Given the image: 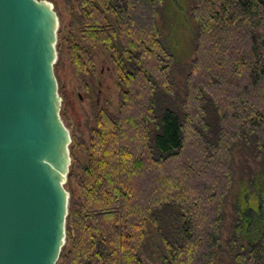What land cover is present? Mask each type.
Returning <instances> with one entry per match:
<instances>
[{
	"label": "trees",
	"instance_id": "1",
	"mask_svg": "<svg viewBox=\"0 0 264 264\" xmlns=\"http://www.w3.org/2000/svg\"><path fill=\"white\" fill-rule=\"evenodd\" d=\"M66 2L74 16L69 29H58L57 53L65 52L90 94L94 52L102 49L120 92L116 105L104 98L95 107L88 141L72 137L65 242L56 264H143L151 229L166 264H214L234 146L244 143L258 159L264 154V0H193L195 56L184 95L178 109L161 110L159 97L175 94L173 57L156 21L164 0ZM257 174L242 181L235 199L230 241L244 235L246 244L233 264H264ZM165 209L179 217L172 239L160 227Z\"/></svg>",
	"mask_w": 264,
	"mask_h": 264
},
{
	"label": "water",
	"instance_id": "2",
	"mask_svg": "<svg viewBox=\"0 0 264 264\" xmlns=\"http://www.w3.org/2000/svg\"><path fill=\"white\" fill-rule=\"evenodd\" d=\"M50 0H0V264H56L72 163Z\"/></svg>",
	"mask_w": 264,
	"mask_h": 264
},
{
	"label": "rangeland",
	"instance_id": "3",
	"mask_svg": "<svg viewBox=\"0 0 264 264\" xmlns=\"http://www.w3.org/2000/svg\"><path fill=\"white\" fill-rule=\"evenodd\" d=\"M50 1L53 2L59 18L58 29H69L74 16L71 5L66 0ZM192 3L193 0H164L157 13L156 21L160 39L173 57L169 73L175 90L174 95L159 97L157 105L160 110L165 106L178 109L180 99L184 95L185 76L189 71V64L195 56L196 45L197 31L196 21L191 14ZM94 55L96 72L93 77L88 79L91 86L90 94L73 75L65 52L61 53V57L58 54L56 60V62H60L56 69L58 91L62 98L60 114L70 131L71 138L74 137L78 141H88L90 129L94 125V109L103 102L104 98L114 105L119 101L120 91L116 83L113 64L102 49L95 50ZM231 168L233 184L223 203L221 241L216 251L214 264H233L235 251L246 244L244 235L238 236L236 244L230 241L235 218L238 217L234 210V203L241 190L242 181H247L251 177L255 178L254 176L258 173L257 181L264 190V154L258 159L244 143L239 142L233 149ZM258 200L256 206L258 219H256L264 223V194H260ZM161 218L160 227L164 226L163 230L167 228L168 238L177 237L179 217H177L176 211L165 209ZM159 236L157 230H150L140 252L143 264H166V252Z\"/></svg>",
	"mask_w": 264,
	"mask_h": 264
}]
</instances>
